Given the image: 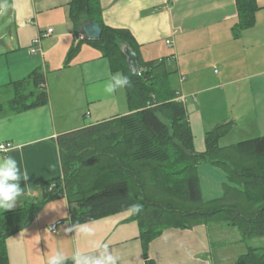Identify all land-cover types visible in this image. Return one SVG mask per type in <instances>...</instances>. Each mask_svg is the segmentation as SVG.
<instances>
[{
	"label": "crops",
	"instance_id": "crops-1",
	"mask_svg": "<svg viewBox=\"0 0 264 264\" xmlns=\"http://www.w3.org/2000/svg\"><path fill=\"white\" fill-rule=\"evenodd\" d=\"M71 1L0 0V5H7L11 25L1 38L5 43L0 52L2 102L13 96V82L37 69L45 73L50 97L45 106L0 115V143H12L14 149L0 158L14 157L21 172L26 169L29 174L27 182L21 181L24 194L13 209L40 195L46 181L62 175L57 142L62 134L131 111L125 87L113 93L105 91L109 73H116L100 50L84 44L67 65L68 52L76 42ZM236 1L101 0V5L107 25L131 31L143 60L166 59L168 67L170 62L175 65L169 68L182 73L181 88L175 86L192 124V115L197 114L199 124L206 121V134L218 124L233 121L229 135L239 132L242 138L252 139L264 136V0H257L260 10L254 27L238 38L232 31L238 18ZM49 28L52 34L43 37L40 49L32 53L35 38ZM216 91L219 96H213ZM189 98L194 101L190 107ZM202 106L207 111L203 112ZM208 115L218 118L205 120ZM199 177L206 201L223 196L227 176L221 168L200 165ZM69 216L65 197L47 204L7 240L10 264H47L56 250L70 257L77 249L91 250L96 242L108 244L120 257L118 264H147L148 260L154 264H237L243 254L229 243L223 245L227 227L220 228L223 224H216L214 236L204 224L168 228L151 242L146 257L139 224L130 220L132 214L84 223L93 229L92 234L66 232L72 225Z\"/></svg>",
	"mask_w": 264,
	"mask_h": 264
},
{
	"label": "trees",
	"instance_id": "trees-1",
	"mask_svg": "<svg viewBox=\"0 0 264 264\" xmlns=\"http://www.w3.org/2000/svg\"><path fill=\"white\" fill-rule=\"evenodd\" d=\"M236 4L238 18L232 31L238 38L254 27L260 7L257 0H237ZM70 17L76 42L68 52L67 65L84 44L100 50L114 73L129 77L125 88L131 111L58 138L62 175L46 181L40 195L21 207L0 208V264H10L7 240L62 197L67 199L72 224L132 211L130 220L139 224L146 257L151 242L171 227L215 223L235 227L245 240L264 237V136L221 145L234 128L229 121L207 131L205 148L197 151L188 109L171 80L177 72L167 60H143L129 29L105 23L101 0H72ZM90 21L102 29L99 39L83 37V25ZM126 45L138 54L139 74L131 73ZM11 86L13 96L5 102L0 89V115L49 104L41 69ZM204 164L226 173L222 197L204 199L199 177V166ZM133 205L141 210L134 212ZM238 264H264V248L250 247L239 256Z\"/></svg>",
	"mask_w": 264,
	"mask_h": 264
},
{
	"label": "clouds",
	"instance_id": "clouds-1",
	"mask_svg": "<svg viewBox=\"0 0 264 264\" xmlns=\"http://www.w3.org/2000/svg\"><path fill=\"white\" fill-rule=\"evenodd\" d=\"M6 7V4L0 5V8ZM109 75L111 76V80L105 87V91L108 93H113L118 89L127 87L130 83L129 77L124 76L122 73H109ZM0 150L10 151L14 149L8 146V148ZM22 180L27 182L29 174L26 169L23 173L21 172L17 160L7 155L0 158V208L12 210L16 206L18 198L24 194V190L20 186ZM51 187L54 186L50 185L49 190H51ZM132 210L139 212L141 206L133 205ZM65 231L69 233L75 231L81 234L93 233V229L88 225L78 223L72 224ZM68 259H71L73 264H118L120 257L110 249L108 244L96 242L91 250L81 251L77 249L70 257L62 250H56L48 257L47 264H65Z\"/></svg>",
	"mask_w": 264,
	"mask_h": 264
},
{
	"label": "rangeland",
	"instance_id": "rangeland-1",
	"mask_svg": "<svg viewBox=\"0 0 264 264\" xmlns=\"http://www.w3.org/2000/svg\"><path fill=\"white\" fill-rule=\"evenodd\" d=\"M9 16H8V8H0V52L5 50V43H2V36H5L6 33H8L10 31V23L8 21ZM5 41L9 42L10 38L8 36L4 37ZM169 67H174L175 65L172 64V62L169 63ZM177 68V66H176ZM184 75V74H183ZM187 77V76H185ZM182 78V73L181 72H177L175 74H173L171 80L173 83L174 88H176L175 84H177V86L179 88H181L182 86V82L181 81ZM56 80H59V78H57ZM65 84V80L66 78L63 79ZM63 82V81H60ZM187 84V83H186ZM177 87V89H179ZM213 96H219L217 91L214 93ZM10 98H6L5 101L9 100ZM189 98L188 99V105L189 107L192 105L193 99ZM222 103V100L220 101ZM194 109V108H193ZM202 111L205 112L207 111L206 106H202ZM213 115H208L206 116L205 120H209L210 118H212ZM192 117H194L192 119L193 122L195 123H191L192 125V129H193V133H194V137H195V145H196V150H203L205 148L204 145V140H205V129H206V125L205 122L199 124L198 120L199 118H197V114H193ZM209 117V118H208ZM213 117L218 118L216 115H214ZM197 118V119H196ZM208 118V119H207ZM202 122V121H199ZM209 123V121H207ZM246 138H242L241 134H239V132H234L232 135H229L228 137H226V139L222 142V144L227 145L228 142H232L234 144L244 140ZM120 214V213H119ZM121 214H124V216H127L129 214H132V211H126V212H122ZM137 222V221H136ZM210 230L212 233V236H214V230L217 228L215 223H211L210 225ZM224 225H221L220 228H225L223 227ZM227 229V230H226ZM225 230V239L226 242H224L223 245H226L227 243H229V245H233V248L236 251H239L240 253H246L248 251V249L250 247H262L264 248V237L261 238H253V239H243L242 235L239 233V231L235 228V227H230L227 226ZM238 264V263H237Z\"/></svg>",
	"mask_w": 264,
	"mask_h": 264
},
{
	"label": "water",
	"instance_id": "water-1",
	"mask_svg": "<svg viewBox=\"0 0 264 264\" xmlns=\"http://www.w3.org/2000/svg\"><path fill=\"white\" fill-rule=\"evenodd\" d=\"M102 29L100 25L95 21L87 22L83 25V35L84 38L90 40H96L101 37ZM124 53L128 58V64L133 75L138 73L139 63L138 54L129 46L124 47Z\"/></svg>",
	"mask_w": 264,
	"mask_h": 264
},
{
	"label": "built area",
	"instance_id": "built-area-1",
	"mask_svg": "<svg viewBox=\"0 0 264 264\" xmlns=\"http://www.w3.org/2000/svg\"><path fill=\"white\" fill-rule=\"evenodd\" d=\"M52 32H53V29L52 28H49L46 32L40 33V35H38L35 38V40L33 42V45H32V48H31L30 51L32 53H36L40 49V46H41L43 37L52 34ZM215 72H218V70H215ZM8 146H11V148H13V144L12 143H0V149L8 148ZM8 152L9 151L0 150V154H6ZM56 227H57L56 224L55 225H52L51 226V231L55 232L56 231Z\"/></svg>",
	"mask_w": 264,
	"mask_h": 264
}]
</instances>
